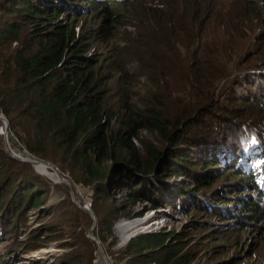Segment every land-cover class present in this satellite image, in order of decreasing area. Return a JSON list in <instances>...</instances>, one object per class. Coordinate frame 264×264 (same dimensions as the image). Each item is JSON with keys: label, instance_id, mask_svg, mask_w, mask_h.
I'll return each instance as SVG.
<instances>
[{"label": "trees", "instance_id": "obj_1", "mask_svg": "<svg viewBox=\"0 0 264 264\" xmlns=\"http://www.w3.org/2000/svg\"><path fill=\"white\" fill-rule=\"evenodd\" d=\"M55 1L0 0V115L29 155L91 192L112 264L194 263L166 227L114 248V224L161 208L172 179L197 214L235 233L264 228V0ZM47 178L0 137V264L57 240L68 251L56 264H96L93 219L69 200L54 237L26 230Z\"/></svg>", "mask_w": 264, "mask_h": 264}, {"label": "rangeland", "instance_id": "obj_2", "mask_svg": "<svg viewBox=\"0 0 264 264\" xmlns=\"http://www.w3.org/2000/svg\"><path fill=\"white\" fill-rule=\"evenodd\" d=\"M55 3H57V6L58 4L60 6L62 2L61 0H57L53 4ZM141 82V87L144 91V79H141ZM140 136L144 140L156 141L155 137L149 135L146 131H142ZM0 137L3 138L4 142L3 123L1 121ZM8 141L11 150L14 151L16 155H21L23 157L29 156L32 158V156L16 142L10 132H8ZM136 146L140 147L138 143ZM248 153L251 164L255 169L257 165H259V160L255 158L258 155L255 154L254 149H251ZM56 168L58 169V167ZM58 171L61 176L70 183L75 201L71 198L69 186L65 183H56L57 180L49 176L48 174L50 171L47 170V172L43 174L54 181V183L46 177L52 182L49 188L48 198L41 209L37 211L32 210L26 215L25 227L27 231L45 230L47 231L46 234L54 237V229L58 227L57 225L60 226V224L64 223V216L60 208L63 207L62 204L68 202V200L73 203L76 202L89 210L91 209V192L86 188L75 185L69 177L61 173L59 169ZM175 181L176 180L173 179L166 181L171 187L173 186V188H171V194H164V200H160L162 203L161 208L157 211L147 212L140 218L122 219L114 224L112 230L113 236L118 242L114 248L123 247L126 244H122V237L117 226L120 223H136L128 235L130 238L140 232H155L164 227L185 237V243H189L195 253V261L193 264H264V228L255 233L254 227L251 224L247 226L246 231L235 233L229 230V224H222L214 217L208 218L203 212L197 214L195 209H191V205L186 199L178 196V189L174 187L175 185L173 184ZM177 181L176 184H179L182 183L184 179H177ZM263 182L264 181L261 183ZM129 189L130 188L114 191L113 193L116 201L122 202L128 195ZM140 195H142L141 192L137 193L136 196ZM147 207L149 206L147 205ZM45 208L48 210L46 214H43ZM134 209L135 212H138L142 209V205H136ZM63 241L64 240H57L49 242L43 250H38V252L34 254L24 256V262L22 264H56L59 257L68 251L67 248L59 247ZM101 247L107 261L109 264H112V260L108 256L109 253H107V248ZM113 249H111V251ZM95 263L105 264L101 255L97 257Z\"/></svg>", "mask_w": 264, "mask_h": 264}, {"label": "water", "instance_id": "obj_3", "mask_svg": "<svg viewBox=\"0 0 264 264\" xmlns=\"http://www.w3.org/2000/svg\"><path fill=\"white\" fill-rule=\"evenodd\" d=\"M0 121L3 123V135H4V142H5V149L10 154V156L12 158L16 159V160L29 163L35 169V171L37 173L41 174V175H44V174L42 172H40L37 167H42V168L49 169L51 172H53V174H55V176L57 178L56 183H65L66 185L69 186L70 191H71V194H70L71 195V198H72L73 201H75L70 183L65 178H63L61 176V174L59 173V171H58V169L56 167H54L53 165H51L49 163H45L43 161H40V160L36 159L35 157L34 158L33 157L31 158L29 156L23 157L21 155H16L14 153V151L11 150L10 145H9V141H8L9 123L1 115H0ZM44 176L47 177L46 175H44ZM74 203H75V205L77 207L81 208L83 211H85L86 213H88L91 216V218L93 219V224H92V226H91V228H90V230L88 232V238L97 245L98 252L102 256L105 264H109V262L107 261L105 255H104V252H103V249L101 247L100 241L93 234V231H94L95 225H96V221H95V217H94L93 213L89 209H87L86 207H82L79 204H77L76 202H74ZM129 238L130 237H128L127 240ZM126 241L125 242L123 241L122 244L126 243Z\"/></svg>", "mask_w": 264, "mask_h": 264}, {"label": "bare ground", "instance_id": "obj_4", "mask_svg": "<svg viewBox=\"0 0 264 264\" xmlns=\"http://www.w3.org/2000/svg\"><path fill=\"white\" fill-rule=\"evenodd\" d=\"M37 168L42 173H46L47 170L50 171L49 169L42 168V167H37ZM48 175L51 176L53 179L57 180V178H56L55 174H53V172L50 171V173ZM135 225H136V223H120L117 226V229L119 230L120 235L122 237V242L123 241L125 242L127 240L130 231L134 228Z\"/></svg>", "mask_w": 264, "mask_h": 264}, {"label": "clouds", "instance_id": "obj_5", "mask_svg": "<svg viewBox=\"0 0 264 264\" xmlns=\"http://www.w3.org/2000/svg\"><path fill=\"white\" fill-rule=\"evenodd\" d=\"M256 144L255 143H253V146H255ZM256 148H257V145H256ZM254 149V148H253ZM254 151H257V149H254ZM256 154L258 155V156H256L255 158L257 159V160H259V153L258 152H256ZM258 166V165H257ZM130 239V238H129ZM128 239V240H129ZM127 240V241H128ZM127 241H126V243H127Z\"/></svg>", "mask_w": 264, "mask_h": 264}, {"label": "built area", "instance_id": "obj_6", "mask_svg": "<svg viewBox=\"0 0 264 264\" xmlns=\"http://www.w3.org/2000/svg\"><path fill=\"white\" fill-rule=\"evenodd\" d=\"M253 148H254V149H256V145H255V146H253Z\"/></svg>", "mask_w": 264, "mask_h": 264}]
</instances>
